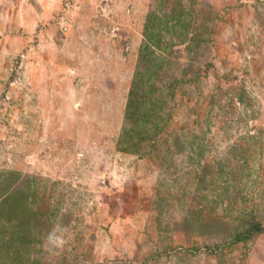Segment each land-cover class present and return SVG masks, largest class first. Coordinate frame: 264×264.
Wrapping results in <instances>:
<instances>
[{
    "label": "rangeland",
    "instance_id": "obj_1",
    "mask_svg": "<svg viewBox=\"0 0 264 264\" xmlns=\"http://www.w3.org/2000/svg\"><path fill=\"white\" fill-rule=\"evenodd\" d=\"M0 264H264V0H0Z\"/></svg>",
    "mask_w": 264,
    "mask_h": 264
},
{
    "label": "clouds",
    "instance_id": "obj_2",
    "mask_svg": "<svg viewBox=\"0 0 264 264\" xmlns=\"http://www.w3.org/2000/svg\"><path fill=\"white\" fill-rule=\"evenodd\" d=\"M65 231L63 225H56L54 229L47 236V244L53 248L62 247L65 243L62 233Z\"/></svg>",
    "mask_w": 264,
    "mask_h": 264
}]
</instances>
